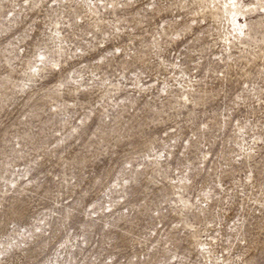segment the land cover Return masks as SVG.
Returning a JSON list of instances; mask_svg holds the SVG:
<instances>
[{
	"label": "rangeland",
	"instance_id": "obj_1",
	"mask_svg": "<svg viewBox=\"0 0 264 264\" xmlns=\"http://www.w3.org/2000/svg\"><path fill=\"white\" fill-rule=\"evenodd\" d=\"M0 264H264V0H0Z\"/></svg>",
	"mask_w": 264,
	"mask_h": 264
},
{
	"label": "bare ground",
	"instance_id": "obj_2",
	"mask_svg": "<svg viewBox=\"0 0 264 264\" xmlns=\"http://www.w3.org/2000/svg\"><path fill=\"white\" fill-rule=\"evenodd\" d=\"M229 11H230L231 15H234V14H232V13L235 11V8L231 7V8L229 9ZM231 15H230V16H231ZM229 19H230V18H229ZM231 19H232V18H231ZM231 19H230V20H231ZM233 26H234V25H233ZM235 27H236V26H235ZM239 27H240V26H239Z\"/></svg>",
	"mask_w": 264,
	"mask_h": 264
}]
</instances>
